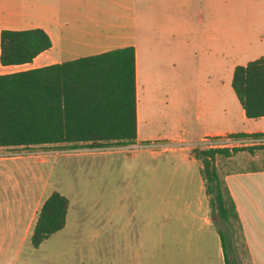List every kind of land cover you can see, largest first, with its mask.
<instances>
[{
	"label": "rangeland",
	"instance_id": "obj_1",
	"mask_svg": "<svg viewBox=\"0 0 264 264\" xmlns=\"http://www.w3.org/2000/svg\"><path fill=\"white\" fill-rule=\"evenodd\" d=\"M192 1L190 71L205 64L208 46L219 47L220 53L212 50L224 58L228 74L247 40L255 47L251 58L264 55V0ZM209 4L222 21L218 41L201 17ZM225 92L235 98L232 87ZM160 132L154 126L153 133ZM249 143L244 145L264 146ZM195 150L207 148L194 137L180 145L151 138L98 149H0V264H226L217 227L230 234L228 262L252 264L237 222L225 226L212 209ZM215 163L222 178L224 171L264 166V149L255 159L238 153L232 159L218 155ZM56 191L70 201L67 225L35 248L31 237L39 212Z\"/></svg>",
	"mask_w": 264,
	"mask_h": 264
},
{
	"label": "crops",
	"instance_id": "obj_2",
	"mask_svg": "<svg viewBox=\"0 0 264 264\" xmlns=\"http://www.w3.org/2000/svg\"><path fill=\"white\" fill-rule=\"evenodd\" d=\"M192 2L0 0V56L1 33L4 30L39 29L50 37L53 44L51 49L29 64L4 67L0 61V75L13 73L7 72L11 69L26 71L47 68L134 47L136 143L150 142L154 138L180 145L191 137L200 142L209 137L264 134V117L249 119L232 87L235 68L264 58V55L251 58L255 47H252V40H247L249 46L237 55L240 60L246 61L240 63L242 65H239L240 60L234 63L228 74L224 58L220 60L212 50L215 46H208L205 64L194 74L186 66L187 52L189 49L192 52L194 44L192 18H188ZM201 14L204 19L206 16L210 38L220 40V26L221 31L223 26L220 18L215 16L214 6L209 4L206 15ZM210 38L207 37L208 40ZM260 42L263 43L264 39ZM216 49L220 53L219 47ZM227 87H232L235 98L227 99ZM182 89L188 92L187 97L181 95ZM158 106L161 114L157 113ZM151 108L154 114L150 112ZM154 126H160L163 132L153 133ZM257 141L263 142L264 139ZM248 144L253 143L245 145ZM245 145L241 147H251ZM259 150L262 149L256 150L253 155L248 151L239 153H248L250 158L255 159ZM249 163L251 161L247 165ZM247 165L238 170L224 171L221 179L226 183L240 216L250 263L264 264V166L250 168Z\"/></svg>",
	"mask_w": 264,
	"mask_h": 264
},
{
	"label": "trees",
	"instance_id": "obj_3",
	"mask_svg": "<svg viewBox=\"0 0 264 264\" xmlns=\"http://www.w3.org/2000/svg\"><path fill=\"white\" fill-rule=\"evenodd\" d=\"M42 30L1 33V65L32 63L52 48ZM232 87L249 119L264 117V58L237 66ZM235 139L263 140L264 134L231 135ZM137 140L136 51L134 47L101 55L0 75V148L54 147L98 149L135 144ZM261 146L195 150L203 163L202 176L211 206L221 222L233 228L237 222L246 254L248 248L235 202L221 179L216 158L232 157ZM70 201L54 192L41 207L31 237L40 248L67 225ZM230 229V228H228ZM226 264V241L230 234L217 227Z\"/></svg>",
	"mask_w": 264,
	"mask_h": 264
},
{
	"label": "built area",
	"instance_id": "obj_4",
	"mask_svg": "<svg viewBox=\"0 0 264 264\" xmlns=\"http://www.w3.org/2000/svg\"><path fill=\"white\" fill-rule=\"evenodd\" d=\"M249 142H257V140H242L235 139L231 136H218V137H209L205 138L202 143L206 146L207 149H229L233 150L235 148H239L240 145H244ZM238 146V147H236ZM235 147V148H234Z\"/></svg>",
	"mask_w": 264,
	"mask_h": 264
}]
</instances>
